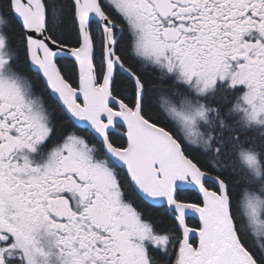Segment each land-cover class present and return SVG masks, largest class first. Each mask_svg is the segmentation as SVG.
Wrapping results in <instances>:
<instances>
[{
	"label": "snow or ice",
	"instance_id": "obj_1",
	"mask_svg": "<svg viewBox=\"0 0 264 264\" xmlns=\"http://www.w3.org/2000/svg\"><path fill=\"white\" fill-rule=\"evenodd\" d=\"M0 264H264V0H0Z\"/></svg>",
	"mask_w": 264,
	"mask_h": 264
}]
</instances>
